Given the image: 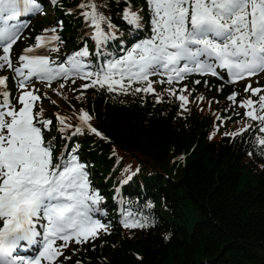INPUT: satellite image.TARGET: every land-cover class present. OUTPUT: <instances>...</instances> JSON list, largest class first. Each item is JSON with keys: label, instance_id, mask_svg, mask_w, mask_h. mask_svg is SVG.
Instances as JSON below:
<instances>
[{"label": "snow or ice", "instance_id": "1", "mask_svg": "<svg viewBox=\"0 0 264 264\" xmlns=\"http://www.w3.org/2000/svg\"><path fill=\"white\" fill-rule=\"evenodd\" d=\"M145 2L149 13L147 24L140 12L125 0L121 19L130 31L147 27L150 35L126 49L121 41L125 54L120 56L104 51L108 42L118 39L117 25L98 10L94 0H83L79 5L85 9L81 14L94 30L92 39L97 59L104 57L94 68L86 62L90 56L86 45L68 54L60 63L50 57V51H59L61 37L56 34L57 27L37 35L36 43L24 48L14 63L13 46L27 27V22L20 18L41 13L43 9L38 0H0L3 53L0 69L7 67L14 73L20 93L11 97L9 77L0 76V264H59L70 243H88L98 238L101 231H108V225L95 218L97 213L106 215L100 207L104 197L91 185L88 165L78 155L79 145L65 144L57 157L55 137L51 140L45 137V132L51 131L53 120L44 118V109L38 103L42 97L38 94L40 90L33 86L34 79L51 88L52 82L58 79L75 84L79 78L89 81L81 85L84 89L136 95L155 92L149 77L156 74L167 75V83L171 85L190 74L223 79L218 68L227 71L232 83L264 73V0ZM194 83L198 85L201 81ZM134 84L144 87H133ZM64 87L65 83H61L54 91L62 94L60 89ZM184 91L186 87L178 96L181 107L188 103L182 94ZM249 91L256 96L264 89L248 84L245 92ZM168 92L177 95L171 88ZM237 95L233 93L228 99L235 103ZM13 99L20 105L18 109ZM239 106L248 109L246 117L257 121L259 132L264 133V95H259L258 101L251 98L241 101ZM77 115L78 125L69 123L67 116L55 115L61 139L71 141L85 129L103 137L90 123L93 116L88 111L80 110ZM251 127L248 124L231 135ZM68 130H72L71 135L65 136ZM257 143L264 146V137H258ZM122 213L125 228L146 226V218H134L136 214L131 209H122ZM33 249L34 255L19 254Z\"/></svg>", "mask_w": 264, "mask_h": 264}, {"label": "trees", "instance_id": "2", "mask_svg": "<svg viewBox=\"0 0 264 264\" xmlns=\"http://www.w3.org/2000/svg\"><path fill=\"white\" fill-rule=\"evenodd\" d=\"M78 1L65 0L67 6ZM97 1L105 16L125 30L121 19L125 0ZM128 3L143 8L140 14L145 22V0ZM65 22L69 24V49L76 46L72 41L77 33L74 26L81 23ZM124 38L131 42L127 33ZM88 98L83 109L121 150L138 147L141 155L164 157L167 148L183 149L185 132L175 128L180 111L176 100L160 103L148 93L117 96L106 91H95ZM259 133L245 131L199 144L192 151L186 173L179 177L149 171L142 180L138 176L125 180L124 207L154 225L125 231L116 222L115 234L106 239L112 244L88 250L87 264H264V146L257 143V138L264 136ZM79 140L82 157L96 164L93 172L103 188L100 172H109L114 162L108 156L111 145L90 134ZM192 145L193 141L187 149Z\"/></svg>", "mask_w": 264, "mask_h": 264}, {"label": "rangeland", "instance_id": "3", "mask_svg": "<svg viewBox=\"0 0 264 264\" xmlns=\"http://www.w3.org/2000/svg\"><path fill=\"white\" fill-rule=\"evenodd\" d=\"M52 17L53 14H51ZM39 24L45 28L48 25V19L42 18ZM149 79L153 82L152 87L155 89L154 93L159 99L165 94H169L168 90L170 88L175 90L177 96L181 94V89L187 88V91L182 93L188 98V103L183 107L185 113L181 114L182 118H179V121L175 125L176 129H182L185 132L181 140L183 149L177 151L174 147H170L165 150L168 154L164 157H150L141 155L142 150H139L138 147L121 150L115 144L113 151L124 160V165L117 170V175L122 181L130 176H142L145 171H152V173L158 172L165 176L173 177L184 175L188 161L192 156V151L199 144L204 145L209 140L218 141L224 136H234L231 134L239 133L240 129L246 125H254L255 122L245 115L248 109L240 107L239 105L241 101L249 98L253 101H258L259 95H264V91H262L259 95L253 96L251 91L245 92L244 89L239 95V98H236V102L233 103L228 97L236 93L238 86L221 85L210 77L190 75L187 77L185 83L174 82L171 85L160 83L159 81L161 79L157 74L151 75ZM196 80H200L201 83L198 85L195 84L194 82ZM82 81L85 80L76 78V82L73 84L71 80L65 82L63 79H60L52 84L51 88L45 82L38 83L37 88H42L44 91H47L48 95L45 96L49 97L48 101L41 102L42 107L50 112L54 111L56 114L67 116L70 118L69 123L78 125L79 120L77 114L81 110L79 104L87 102L90 96V93L81 87L83 84ZM205 81H207V84ZM61 83H65V87L60 89V93L62 94H58L54 89L59 88ZM250 84L252 88L264 89V79L256 78ZM200 97H203V99L201 100ZM90 123L93 127L97 128L94 122L90 121ZM71 131L68 130L65 135H68ZM192 141L193 145L188 150L186 146ZM126 169L130 170L125 171ZM133 173L135 174L133 175Z\"/></svg>", "mask_w": 264, "mask_h": 264}]
</instances>
